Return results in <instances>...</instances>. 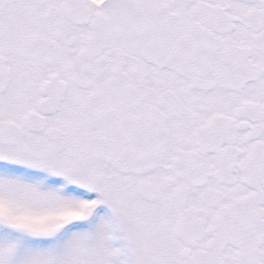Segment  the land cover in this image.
I'll list each match as a JSON object with an SVG mask.
<instances>
[{"label": "snow or ice", "instance_id": "obj_1", "mask_svg": "<svg viewBox=\"0 0 264 264\" xmlns=\"http://www.w3.org/2000/svg\"><path fill=\"white\" fill-rule=\"evenodd\" d=\"M0 264H264V0H0Z\"/></svg>", "mask_w": 264, "mask_h": 264}]
</instances>
